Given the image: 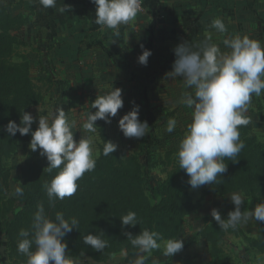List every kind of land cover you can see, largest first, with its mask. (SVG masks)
<instances>
[{
	"label": "clouds",
	"instance_id": "1",
	"mask_svg": "<svg viewBox=\"0 0 264 264\" xmlns=\"http://www.w3.org/2000/svg\"><path fill=\"white\" fill-rule=\"evenodd\" d=\"M91 2L96 6L94 23L101 30L107 28L117 34L120 26L133 22L142 8V0ZM38 3L43 9L57 6V0H38ZM69 11L71 8L68 5L60 8L61 13ZM211 28L221 34L227 31L226 24L219 18L212 21ZM223 44L229 49L228 52H222L212 42V34L206 32L205 39L196 46L197 50L187 41L177 45L174 48L176 59L172 71L166 74L171 78L182 77L185 89L192 90L183 92L176 103L193 109L192 122L187 125L177 153L179 168L185 170L193 189L219 183L221 174L227 171L225 159L237 161L236 157L245 147L239 129L250 123L247 112L253 95L260 97L264 94V43L248 35H236L224 39ZM151 55V50L144 49L138 62L147 66ZM123 106L122 89H113L111 86L109 91L98 95L91 103V109L96 111L84 114L83 131L95 133L98 120L111 123V118L116 117ZM34 122L31 113L23 112L20 124L10 120L4 130L12 136L17 132L22 136L31 133L29 147L32 151L39 149L40 155L46 157L49 165L45 169L49 173L59 169L52 180L43 185L49 207H54L56 200L76 194L78 181L86 172L95 169L98 156L94 155L95 144L91 135H82L79 141L74 139L73 129L77 122L69 120L62 108L56 107L47 115H40L35 131L32 130ZM176 124L175 119H169L166 131L172 133ZM118 128L126 138L139 139L149 131L148 123L139 119L138 105L119 119ZM117 147L116 143L105 141L102 154L109 156ZM16 192L17 195H23V188L17 187ZM230 200L235 207L228 212L227 218H222L218 209L211 210V216L221 231L235 230L251 221L264 222V201L256 204L254 209L241 211L244 195L233 192ZM119 219L122 228L139 224L134 211H128ZM78 227L79 220L75 216L65 218L63 212L57 211L53 218L40 203L31 230L21 229L18 234L22 239L17 243V251L27 257L26 264H80L79 259L68 255L64 239ZM104 235L103 231L86 234L82 237L83 243L102 252L108 246V241L102 238ZM123 235L137 250L136 258L130 264H145L153 250L162 247V241L164 257H172L184 247L182 239L164 241L159 232L147 228L138 235L131 232H124ZM121 255L126 257L127 252L122 251ZM153 264L158 262L153 261Z\"/></svg>",
	"mask_w": 264,
	"mask_h": 264
},
{
	"label": "trees",
	"instance_id": "2",
	"mask_svg": "<svg viewBox=\"0 0 264 264\" xmlns=\"http://www.w3.org/2000/svg\"><path fill=\"white\" fill-rule=\"evenodd\" d=\"M253 4L254 2H249L250 7ZM21 24L22 17L11 15L7 6L0 5V232L7 238L8 261L5 264H26L27 257L17 251V243L22 239L18 234L21 229L31 230L33 217L40 203H43L46 213L53 218L57 211L63 212L65 218H78V229H73L64 238L69 256L74 259L86 257V264H104L121 251H137L123 235L124 232L138 235L147 228L159 232L164 240L177 238L186 217L199 207L201 200L210 194L211 189L219 195L240 191L251 199L253 208L264 201V144L259 140L253 128L252 117L248 113L250 123L239 129L244 149L236 157L237 161L225 159L227 171L221 174L219 183L203 188L200 201H196L190 193L192 187L188 183L189 177L184 169L179 168L177 156L165 180L151 190L157 199L153 202L148 194L150 176L140 154L117 149L109 156H104L102 149L105 141H109L104 129L100 130L102 141L96 167L92 172H86L78 181L79 188L75 195L56 200L55 206L49 207L43 185L50 182L59 169L49 173L43 162L35 159L26 161L21 166L23 180L16 183L15 195L9 196L11 170L7 167L6 160L17 151L20 142L30 139L31 133L22 136L17 132L12 136L4 130L5 126L10 120L20 124L22 113L29 112L44 100L43 93L31 76V62L24 56L21 61H13L20 44L14 31ZM137 82L139 86H143L140 80ZM140 96L142 100H148L145 90L140 91ZM35 129L32 125V130ZM180 138L177 135L167 137L174 143L167 152L168 156L178 153L179 146L175 142ZM17 187L23 188V195H17ZM17 204L21 205L18 210ZM128 211L136 212L139 224L122 228L119 218ZM257 226L258 235L255 238L248 236L241 226L225 232L220 230L217 223L206 225L199 234L208 245L213 264H233L231 256L224 255L222 247L229 235L242 237L250 247L264 254V222L257 221ZM100 231L105 234L102 238L108 241V246L102 252L93 250L82 239L86 234H99ZM161 252L156 251V254ZM148 260L149 258L145 264H148ZM161 264L177 263L168 260Z\"/></svg>",
	"mask_w": 264,
	"mask_h": 264
},
{
	"label": "crops",
	"instance_id": "3",
	"mask_svg": "<svg viewBox=\"0 0 264 264\" xmlns=\"http://www.w3.org/2000/svg\"><path fill=\"white\" fill-rule=\"evenodd\" d=\"M249 2L254 4L250 7ZM63 4L70 6L71 11L61 13ZM0 5L7 6L11 15L22 17V24L14 34L23 47L24 57L36 66L40 76L47 75L51 102L57 104L56 95L61 89L56 82L91 80L96 98L111 86L115 89L123 84L126 88H122V93L136 100L135 103L132 100V105H125L124 110L129 112L138 104L147 120L153 107L158 105L173 107L172 115L179 116L184 109L188 117L192 116L193 109L183 104L177 108L176 103L183 92L192 90L185 89L182 77L166 76L172 71L177 45L187 41L197 50L206 32L212 34V42L222 52L229 51L223 40L236 35H248L264 43V0H147L145 10L139 12L133 22L121 25L118 34L107 28L101 30L94 23L96 6L91 0H57L56 8L48 9H43L38 0H0ZM217 18L226 24L225 33L211 28ZM144 49L152 52L147 66L138 62ZM138 80L143 86H139ZM142 90L147 101L141 99ZM83 92L86 93V87H81L80 95ZM89 111L96 109L82 110ZM149 133L153 139L155 136ZM10 182L11 196H14L16 183ZM242 228L248 236L257 237V221ZM6 239L0 232V264L8 261ZM136 253L121 255L118 264H130ZM240 256L244 264H264V254L258 249L244 247L240 249ZM77 259L80 264L88 261L86 257ZM206 259L211 260L208 255Z\"/></svg>",
	"mask_w": 264,
	"mask_h": 264
},
{
	"label": "rangeland",
	"instance_id": "4",
	"mask_svg": "<svg viewBox=\"0 0 264 264\" xmlns=\"http://www.w3.org/2000/svg\"><path fill=\"white\" fill-rule=\"evenodd\" d=\"M22 51L23 47L21 45H18L16 54L13 57V61L17 62L23 60V56L25 54H23ZM30 70L31 76L37 88L43 93L44 97L42 104L33 106L29 111V113H31L35 118V122L32 125L37 129L38 119L40 115H47L50 111L55 110L54 107H60L66 112L69 120H76L77 122L75 128L73 129L74 139L76 141H79L82 135H91L95 144V156H99L100 144L102 141L100 130L104 129L109 137V141H112L113 143H116L118 145L117 149H125L130 153L138 152L140 154V159L144 164V168L150 176V182L148 184V194L151 200L155 202L157 199L152 195L151 190L165 180L168 172L172 168V162L177 157L176 153L169 156L167 155V152L174 146V143H171L167 139V137L171 135H177L178 138L181 137L178 142H175L179 146L187 131V125L192 122V116L188 117L185 114L184 109H182V113H180L179 116H176V114L172 115L173 107L166 108L164 106L158 105L157 107H153V112L149 113L152 117L149 116V120H147V115L145 112H143V108L141 107V110L139 111V119L142 122L146 121L148 123V133L151 131L155 137L152 139L151 136L147 133V135L139 139L126 138L118 128V121L122 118L123 115L128 113L126 112V110H124L125 105H132V100H134V98H130L129 95L126 96L123 92L122 98L124 102V108L119 109L117 116L111 118V123H105L104 120H98L96 122V125L98 127L96 132L93 134L85 133L83 131L82 124L84 114L86 113L82 112V110L84 111L86 108L89 109L91 107V103L96 98L93 94L95 85L91 83V80H69L67 81L68 83L65 82L62 84L61 82H56V86L61 87V89L59 90V95H56L57 104H55L54 102H51L52 98L50 97L49 91V87H51V85L49 84V80H47V75L45 74V76H40L41 73L38 72V69L33 63H30ZM81 87H86L85 94L83 92V94L80 95L79 92L81 90ZM122 88H126V86L121 84L120 89ZM70 89L71 93L69 92ZM62 92L64 93L62 94ZM135 101L136 100H134V103ZM142 103L143 102H141V104ZM181 105L182 104H179L177 108H179ZM158 107H160V109ZM247 113L251 115L253 120V128L257 133L259 140L264 144V94H262L260 97H256L253 95L252 102ZM169 119H175L177 121L176 127L172 133H168L166 131L167 121ZM160 121L162 122L159 123ZM31 139L32 136L28 141L20 142L17 151L6 160V165L11 170V180L13 184L19 183L23 180L21 166L26 161L40 159L43 162L45 168L49 165L46 157L40 155L39 149L37 151H32L30 149L29 144ZM206 186L207 185H203L196 189L190 188L189 191L196 201L201 200L202 190ZM232 193L219 195L211 189L210 194L205 196L201 200L199 207L186 217L181 226L177 238L183 240V250L179 253L174 254L172 257H164L162 241V247L158 250H153L151 256L149 257L148 264H153V261H157L158 264H161L168 260L175 261L177 264H197L198 262H203L204 264H213L212 258L209 254L208 245L202 238V236H200L199 232L206 225L216 223V221L211 216V210L213 208H216L220 211L222 218H227L228 212L234 210L235 206L230 200V196ZM11 195V191H9V196ZM244 197L245 202L241 206V211H244L245 209H254L252 207L251 199L246 197L245 195ZM20 207V204L16 205L17 210ZM11 216L12 214H10V217ZM247 244L248 242L245 241L242 237L229 235L222 243L224 255H230L233 264H244L240 256V249L246 247V249L249 250L251 247L249 246V244ZM159 250L162 251L161 254H156V251ZM206 255L210 257V261L206 259ZM120 258V252L116 253L107 264H118L120 263Z\"/></svg>",
	"mask_w": 264,
	"mask_h": 264
},
{
	"label": "built area",
	"instance_id": "5",
	"mask_svg": "<svg viewBox=\"0 0 264 264\" xmlns=\"http://www.w3.org/2000/svg\"><path fill=\"white\" fill-rule=\"evenodd\" d=\"M146 3H147V0H142V8H141V11L140 12H143L145 10Z\"/></svg>",
	"mask_w": 264,
	"mask_h": 264
}]
</instances>
